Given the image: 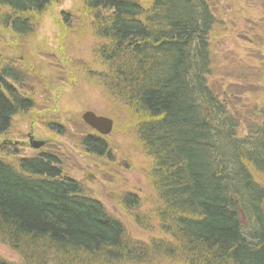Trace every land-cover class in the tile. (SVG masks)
Masks as SVG:
<instances>
[{"label": "trees", "instance_id": "1", "mask_svg": "<svg viewBox=\"0 0 264 264\" xmlns=\"http://www.w3.org/2000/svg\"><path fill=\"white\" fill-rule=\"evenodd\" d=\"M59 1L0 0L1 26L21 45L35 38L39 18ZM230 1L83 0L98 40L85 77L135 119L150 160L148 215L173 243L131 239L120 220L64 175L57 154L21 157L8 149L16 161L0 158V240L26 264H264V66L260 76L239 74L252 66L250 52L245 63L218 72L210 34L224 17L215 5ZM62 15L71 27V15ZM258 41L264 44L260 34ZM16 56H0V138L36 107ZM44 125L64 133L57 122ZM82 137L87 155L110 158L105 140ZM120 198L123 211L142 209L140 196ZM134 222L149 228L143 216Z\"/></svg>", "mask_w": 264, "mask_h": 264}, {"label": "rangeland", "instance_id": "2", "mask_svg": "<svg viewBox=\"0 0 264 264\" xmlns=\"http://www.w3.org/2000/svg\"><path fill=\"white\" fill-rule=\"evenodd\" d=\"M83 7V0H60L51 5L37 22L38 34L21 45L20 39H14L0 23V56L9 58L17 53L16 58L25 66L28 77L24 92L36 103L34 113L15 118L12 129L0 138V158L7 162L16 161L7 156L8 149L18 151L21 157L41 152L57 154L64 175L78 181L86 196L101 202L111 216L120 220L131 239L144 243L160 239L172 244L173 240L161 230L159 221L148 215L150 207L146 198L154 196V192L146 183L144 166L150 160L146 159L145 147L136 137L135 119L124 111L128 109L122 102L105 98L103 90L85 77L84 69L96 56L98 40L92 32L93 18L84 12ZM231 8L234 15L226 16V10ZM215 9L216 14L224 13V17L218 15V22L210 34L214 64L221 66L218 72L226 73L234 67L231 66L233 62L245 63L250 52H254V57L250 58L252 66L248 63L246 74L237 71L242 76H249L255 70L257 76L263 74L259 68L260 63L264 66V44L258 41L259 34L264 37L263 0H234L223 8L217 3ZM63 11L71 15L68 21L72 22L71 27L64 23ZM2 14L0 11V19ZM242 29L244 34H241ZM241 35L251 36L255 43H248L247 39L244 42ZM236 41L242 45L239 48L243 51L234 48ZM95 69L100 71L97 67ZM88 111L114 121L112 133L104 138L110 149V158L89 156L79 144L83 135L95 133L82 120V115ZM46 121L62 125L63 135L47 131ZM30 138L44 142L45 146L33 150ZM125 193L141 197V211L128 213L120 208L118 202ZM136 215L145 217L149 228L139 227L134 222ZM0 258L13 264H26L18 252L1 240Z\"/></svg>", "mask_w": 264, "mask_h": 264}, {"label": "water", "instance_id": "3", "mask_svg": "<svg viewBox=\"0 0 264 264\" xmlns=\"http://www.w3.org/2000/svg\"><path fill=\"white\" fill-rule=\"evenodd\" d=\"M82 120L84 123L90 127L92 130L97 132L101 136H108L111 134L113 130V121L99 117L92 112H87L82 116ZM30 146L35 149H41L44 146L43 142L34 141L33 139L30 140Z\"/></svg>", "mask_w": 264, "mask_h": 264}]
</instances>
